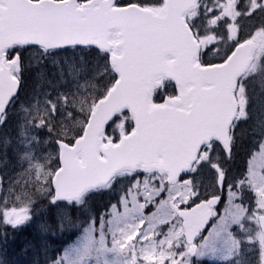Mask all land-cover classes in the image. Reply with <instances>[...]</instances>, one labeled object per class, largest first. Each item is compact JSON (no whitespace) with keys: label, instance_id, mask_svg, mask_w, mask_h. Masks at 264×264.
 Instances as JSON below:
<instances>
[{"label":"snow or ice","instance_id":"6c2138e0","mask_svg":"<svg viewBox=\"0 0 264 264\" xmlns=\"http://www.w3.org/2000/svg\"><path fill=\"white\" fill-rule=\"evenodd\" d=\"M218 3L192 0L195 10L185 17L191 35L207 37L199 40L198 67L219 70L215 78L226 82L230 101L223 135L215 137V143L212 139L202 143L200 150L205 156L198 154L192 166L180 174L179 180L187 181L194 195L178 203L174 198L165 199L171 194V185L166 192L144 169L134 168L127 173L130 183L116 203L110 202L98 217L89 215L87 226L81 225L76 239L55 256L45 251L44 264H147L158 255L163 257L162 264H194L209 255L215 258L221 251L226 253L223 264H253L245 255L247 251L255 252L254 264H264V111L258 117L250 113L245 83L252 80L253 90L264 93V79L256 83L258 76L264 77V57L259 73L252 64L253 55L264 52V22L248 30L236 22L239 12L231 20L214 19L219 16ZM253 4L254 11L258 10L264 7V0H253ZM144 7V0H0V25L22 24L38 37L13 50L8 56L12 63L0 72V129L8 126L10 107L19 103L25 67L40 82L35 85L37 92L41 83L49 85L43 94L44 107L50 109L47 118L33 121L32 126L46 129L50 137L56 133L57 117L60 121L75 118L76 113L65 101L73 91L87 86L82 81L92 82L95 88L102 79L113 78V84L118 85L123 73L115 61L123 54L107 44L112 36L123 38L117 44L132 42L136 22L123 19L107 23L102 17L106 10L128 12ZM233 25L235 31L230 32ZM115 26L118 32L108 31ZM237 53H242V59L234 70L231 65ZM165 99L161 97V103ZM250 122L252 138L245 145L237 132ZM78 142L59 133L52 140L57 152L62 145L74 147ZM239 145H244L245 155L242 166L233 172L229 165L234 164ZM7 156V145L0 147V159ZM40 166L45 171L39 180L18 177L5 188L0 176V228L16 230L31 224L39 196L54 210L63 232L64 221L72 226L73 211L83 208L97 187L108 191L115 187V181L107 178L98 185L71 187L64 180L66 163L59 155L55 168L47 159ZM201 206L206 207L195 212ZM185 212L195 214L186 216ZM137 213L144 217L138 227L126 223L125 214H132L134 220ZM133 227L134 238L128 234Z\"/></svg>","mask_w":264,"mask_h":264},{"label":"water","instance_id":"95a60500","mask_svg":"<svg viewBox=\"0 0 264 264\" xmlns=\"http://www.w3.org/2000/svg\"><path fill=\"white\" fill-rule=\"evenodd\" d=\"M193 9L192 0H166L160 14L139 8L105 11L102 20L107 23L135 21V39L107 44L123 54L115 61L122 79L96 104L79 142L59 149V157L66 163L67 175H62L71 187L98 185L134 168L164 173L170 183L176 182L196 160L201 144L223 135L229 116L228 88L226 82L215 78L218 69L197 65L199 47L185 24V16ZM119 30L118 26L108 28L112 33ZM33 39L38 37L22 24L0 25V72L12 63L6 52L14 46H27ZM241 59L242 53L233 58L234 70ZM162 79L174 83L177 97L153 106V88ZM123 111L132 116L134 131L117 145H103L107 126Z\"/></svg>","mask_w":264,"mask_h":264},{"label":"rangeland","instance_id":"374dc122","mask_svg":"<svg viewBox=\"0 0 264 264\" xmlns=\"http://www.w3.org/2000/svg\"><path fill=\"white\" fill-rule=\"evenodd\" d=\"M240 1L243 4L246 2L247 11H249L246 13L245 17L237 18V23H241L243 29L250 30L257 26L255 25L257 22H255L254 19H250L251 15H248L254 11L255 6L253 0ZM144 3L146 8L155 13H160L164 6V0L163 2H161V0H144ZM219 3L216 5L218 10L220 9ZM226 9H228V7H226ZM258 10L259 12L262 11V7ZM262 13L264 14V12ZM218 17H214V19ZM262 22L258 23L261 24ZM230 32L232 31L230 30ZM199 39H207V37H199ZM262 57H264V52L256 54L258 61H260ZM257 65L258 66L255 64L254 70L259 73V62H257ZM22 75L25 76V80L22 81L23 85L19 103L10 110V117L7 122L8 126L2 128L0 133V147L7 145L8 149V156L0 159V176L4 177L5 188L9 186L10 182L14 183L18 177H26L29 180L42 179L45 170L40 166L41 161L47 159V162H50L52 167L55 168L59 152H57L52 140L56 133L62 136L66 134L69 138L77 139L83 133L89 114L98 99H100L99 97H104L113 85V78L102 79L100 84L95 88L91 86L92 82L82 81L87 86L83 89L73 91L72 94L69 95L68 100L65 101L70 104L71 108L76 113L75 118L60 121L59 117H57L56 121H54V123H56V133L50 137L46 129L32 126L33 121L39 122L47 118V112L50 109H45L44 107L43 94L49 88V85L47 82L41 83L37 92L35 90V85L40 82L36 80L33 71L25 67ZM260 79H264V77L258 76L256 78V83H259ZM245 83L248 86L249 111L253 117H258L260 113L264 111V93H260L258 88L255 91L253 90L254 83L252 80H247ZM56 91L57 89L53 90L54 95ZM37 97H39V104H36ZM34 104H36L35 107ZM131 123L132 121L130 122L127 115H122L109 129L107 134L108 139L111 140V137H116L115 140H119L128 132ZM250 125L251 122L249 125H241L247 126L244 127L246 129L241 136L245 145L252 138L251 132L248 130ZM132 130L133 128H130V131ZM21 133H23V135ZM33 137H37V140H34ZM46 141L47 143H45ZM243 147L244 145H239L234 164L229 165V167H232L233 172L237 171L243 164L245 155ZM204 156L205 153L203 152L201 158ZM148 175L151 176L152 180H158L160 186L163 187L166 192L168 191L170 185L165 176L157 174ZM126 177L127 174L123 177L118 176L115 178V187L111 191L103 188L96 190L95 194L87 200L83 208L79 211H73L72 226H69L68 222L64 221L65 231L63 232L59 230V220L54 210L48 206L46 200L37 196V203L33 209L34 217L31 224L16 230L11 228H0V261H2V264H37V262H39V264H44L45 251L48 256H55L59 250H62L66 245L76 239L79 235V228L81 225L87 226L85 222L89 215L95 214L98 217L99 214L105 211L110 202L116 203L118 196L124 193L130 183ZM149 187H152L150 182ZM183 187L184 189H180L177 186L171 187V194L164 198L172 199L177 196L179 202H181L194 195V191L189 183L183 185ZM200 190L203 193L205 191L204 186H202ZM177 192L179 195L176 194ZM19 194L23 199V193L20 192ZM90 200L93 201L90 203ZM176 214H178V212ZM125 215L127 217L126 223H131L133 225L136 224V219L138 224L140 220L144 218L138 213L135 214V220L130 218L132 214ZM134 228L135 227L128 230L129 236L132 235ZM244 247L247 248L248 246L245 245ZM224 255H226V253L221 251L216 254L215 258L209 255L203 260L196 259L197 261L195 260L196 262L194 261V263L223 264L222 258ZM245 255L247 259L254 264L255 252L247 251ZM162 261L163 257L158 255L156 263L162 264Z\"/></svg>","mask_w":264,"mask_h":264},{"label":"flooded vegetation","instance_id":"af4514ba","mask_svg":"<svg viewBox=\"0 0 264 264\" xmlns=\"http://www.w3.org/2000/svg\"><path fill=\"white\" fill-rule=\"evenodd\" d=\"M219 17L218 18H215V19H220V18H224L226 20H231L232 18H236L237 17V13L239 12L240 15L238 18L240 17H245L246 16V13L249 11H247V5H246V2L245 4L241 3L240 0H219ZM229 3V4H227ZM226 7H228V9H226ZM264 12V7H262V11L259 12V10H255L252 12V15H251V18L250 19H254L255 22H264V14L262 13ZM262 16H263V19H262ZM237 22V20H236ZM258 25H260L258 23ZM222 27H223V24H222ZM232 32L235 31V26L233 25L232 29H230ZM181 182V181H180ZM187 185L188 182L187 181H184V182H181L180 184H176V185H172L171 187H174V186H177L179 187L180 189H184L183 185ZM187 199H184L183 201H185ZM174 202H179V198L177 196L174 197ZM143 218V217H142ZM135 220V219H134ZM135 223L134 226L138 227L139 226V223L137 224V219L135 220ZM134 232H135V228L133 229L132 231V235L133 238H134ZM156 258H150L148 261H147V264H157L156 263ZM195 264V263H194Z\"/></svg>","mask_w":264,"mask_h":264},{"label":"trees","instance_id":"16d2710c","mask_svg":"<svg viewBox=\"0 0 264 264\" xmlns=\"http://www.w3.org/2000/svg\"><path fill=\"white\" fill-rule=\"evenodd\" d=\"M24 80H25V76H24ZM174 95H175L174 86L171 83L166 82L164 83L163 87L157 89L156 94L153 97V102L156 104H161V97H173ZM244 127L247 126L240 127V130L238 131L239 133L237 132L238 137H241L242 134L245 132L246 128Z\"/></svg>","mask_w":264,"mask_h":264}]
</instances>
